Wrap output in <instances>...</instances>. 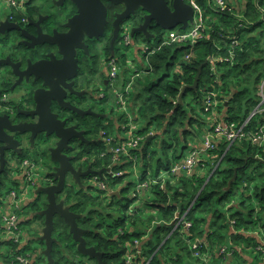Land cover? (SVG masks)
Wrapping results in <instances>:
<instances>
[{
	"label": "trees",
	"instance_id": "1",
	"mask_svg": "<svg viewBox=\"0 0 264 264\" xmlns=\"http://www.w3.org/2000/svg\"><path fill=\"white\" fill-rule=\"evenodd\" d=\"M232 1L229 0L231 10L224 12L203 3L206 10L204 37L193 49L187 44H164L158 50L147 52L148 66L139 67L131 93H125V100L131 99L134 106L141 101L142 93L148 95L145 103L139 106L140 117L146 122L139 135L145 137V141L131 154L147 170L146 174L153 165L157 173L151 181L145 176L141 178V182H147L149 186L135 199L126 200L125 197L133 184L129 183L121 190L127 205H119L112 197L114 202L108 205L116 203L119 214L108 215L114 223L105 234L99 233L103 226L94 223V216L84 219L81 227L88 231V245L104 254V264H127L129 246L143 242L146 237L142 249L134 246L139 253L134 264H225L229 255L233 260L249 255L256 263L264 262V253L258 249L261 243L255 239V235L261 237L264 233V147L254 145L249 135L232 146L226 140H220L200 164H211L207 174L182 172L174 175L171 172L173 165L183 160L191 149L189 140H201L200 134L212 130L211 124L203 128L206 123L198 114L204 112L207 92H218L217 99L221 104L217 113L221 114V120L239 126L262 101L259 91L264 80V0H239V7ZM221 36L237 37L239 45L234 47L230 39ZM218 47L223 48L222 51L218 52ZM231 50L235 53V65L218 62L213 66L207 62L211 55L227 58ZM213 67L215 71H212ZM198 75V87L193 88ZM140 86H143L141 90ZM205 115L212 122L213 117ZM263 125L264 114H257L249 121L245 132L249 134ZM151 126L154 127L152 131ZM121 130H124L123 126L117 129L112 123L105 128L107 137L115 136V132ZM150 133L153 134L151 139ZM123 141V138H116L117 143ZM113 147H116L115 143ZM194 147L199 148L198 145ZM171 155L173 161L164 162ZM109 165L114 171L126 169V164L114 165L112 159ZM162 167L167 171V178L159 176ZM133 202L138 205L127 214ZM91 204L94 202L86 198L85 207ZM80 207L81 204L74 205L75 209L84 212L85 209ZM176 214L180 217L174 224ZM17 215L20 217L19 211ZM99 216L106 218L104 214ZM0 221L3 223L2 218ZM184 223L191 227L186 229ZM63 225V221L58 220L53 235L58 241L53 249L55 264H66L69 256L75 258L78 254L76 244L68 231H63ZM0 231L6 237L0 246H10L11 256L5 259L6 264H19L18 256H24L30 262L36 253L39 254L37 258H42L36 250L25 255L28 248L7 238L5 226H0ZM196 242L199 244L194 248ZM224 247L228 250L227 255H220ZM77 264L92 263L82 261Z\"/></svg>",
	"mask_w": 264,
	"mask_h": 264
},
{
	"label": "flooded vegetation",
	"instance_id": "2",
	"mask_svg": "<svg viewBox=\"0 0 264 264\" xmlns=\"http://www.w3.org/2000/svg\"><path fill=\"white\" fill-rule=\"evenodd\" d=\"M167 1L171 5L173 0ZM103 3L107 8V24L105 26V34L98 39L88 37L82 39L84 27H78L75 22L66 27L68 20L77 14V9L68 1L61 2L60 0H24L17 8L16 18L14 14L12 16L11 12L3 16L22 30L10 35L0 36V128L3 125H8L9 122L18 123L24 121L26 117L24 116L18 120V114L22 110L34 108L33 104H28L27 107L29 109H27L25 103L20 100L23 96L21 88H16L12 91L18 79L10 67V62L21 63V69L25 70V62L29 58H32L33 63H36L41 60L50 61L46 55L47 53L54 55L50 67H48L49 65L46 67L40 66L39 69L47 77L48 85L54 89L58 97L65 99L66 107L64 108H60L55 102H52L51 112L60 121H67L64 127L66 130L57 125L50 114L44 117L43 123L50 130L57 128L61 131L62 138L60 140L56 138L55 134L51 136L53 143H59V151L63 152L62 155L60 152L58 153L57 159H60L66 168L69 169L71 168L69 166L70 158H73V167L81 171L77 174L78 180L76 181L72 179L70 174L67 175V183L70 187L65 192L68 193L67 205L73 206L71 210L82 215L84 219L90 217V215L91 218L93 216L96 218L99 214H104L102 209L105 207V199L101 197L98 184L107 180L108 173L112 170L114 171L113 166L109 165L111 159L114 165L121 163L120 157L117 160L114 155L111 157L113 146H109L105 142L107 137L106 127L111 123L117 126L125 124L120 125L124 119H121L116 111L120 107L119 99L121 94L118 93L120 89L118 86L119 73L117 71L113 75L111 73L112 68L114 65L118 68L117 66L128 60L131 46H134L139 38H142L143 42L145 41L143 33L139 34L136 32L135 36H132L136 29L144 26L147 17L145 11L142 9L136 10V14L128 17L120 25V30L116 33L114 25L117 16L123 14L126 8L122 4L116 5L106 1H103ZM35 26L42 27L44 32L51 36L54 30L57 31V34L55 37H51L53 39L50 40L55 44L48 48L46 54L34 58L33 48L37 42L44 41V36L40 38V41L29 39L31 35L37 34ZM146 29L154 36L162 35L164 31L154 21H150ZM126 39L129 42L125 41ZM78 42L79 44H77ZM76 44L80 45L81 49H77L72 54L70 50ZM141 68L143 67L141 66ZM135 72L136 75L131 76L132 80L128 82L129 85L126 86L127 78L124 79L121 85L124 90L128 87L131 88L132 83L135 82L139 69L135 70ZM63 78L64 81L62 82L61 79ZM42 84L43 82L40 81L38 87H41ZM24 101L26 102L25 99ZM112 137L116 139L117 136ZM26 144H28V141ZM24 146L27 145H23V150H26ZM22 152V155L6 154L7 160H10V158L12 160L7 164L6 173L1 177L0 203H2L4 195L7 198L12 193L16 197L21 196L23 194L22 190H20L21 187L32 191L33 187L39 183L40 191L41 188L57 185L59 181L53 176L47 177L49 171L42 165L45 159L38 152L35 150ZM21 170L23 172L22 175L20 173ZM25 172L30 175L33 174L32 181H29L28 177L25 179ZM16 177H21L20 182L14 188L6 190L4 194V187L7 184L12 186L16 183L17 181H14V179H17ZM36 179L39 182L34 183L33 181ZM39 193L34 197L38 196ZM85 197H89L94 204H91L90 208L85 209L84 212H80V210L74 208L77 203L73 201L81 204L83 208L86 203ZM46 198H40L42 200L41 202L39 201L40 209L36 200L30 201V211L36 212L37 215L38 211L47 204ZM23 204H25L24 200L20 205L22 208L24 207ZM26 205L23 208L25 211H27ZM82 224L83 221L80 222V227Z\"/></svg>",
	"mask_w": 264,
	"mask_h": 264
},
{
	"label": "water",
	"instance_id": "3",
	"mask_svg": "<svg viewBox=\"0 0 264 264\" xmlns=\"http://www.w3.org/2000/svg\"><path fill=\"white\" fill-rule=\"evenodd\" d=\"M61 2L68 1L73 7L77 9V14L68 20L66 27H69L73 22L80 27H84V32L82 33V39L85 37L96 38L103 36L105 34V26L107 24V8L103 1L122 4L125 6L126 10L123 14L117 16L115 22L116 33L120 30V25L126 21L130 16L136 14V10L142 9L147 13L146 22L144 26L136 29L135 33H143L145 36L144 47L147 44H151V40L157 39L156 36L150 34L146 29L150 21L156 22L160 28L164 31H172L176 29L186 30L194 22V10L188 5L184 0H173L171 5L167 0H60ZM41 26V25H37ZM36 27V26H35ZM22 29L0 16V36H6L15 33L16 31H21ZM37 34L31 35V38L40 41V38L44 36V41L37 42L33 48V57L42 56L46 54L48 48L52 46L53 39L57 31H53V35L44 32L42 27H36ZM98 31V32H97ZM96 33V34H94ZM73 37V36H72ZM136 41V40H135ZM79 44V42L77 43ZM74 45L70 52L74 54L77 49H81L80 45ZM57 45V43H56ZM58 46V45H57ZM142 46V47H143ZM144 49V48H143ZM65 54V53H64ZM50 61H39L33 63L32 58H29L25 64L26 69L22 70L21 63L10 62V67L18 79V82L12 88L14 91L16 88L22 89V97L20 100L25 103L26 107L28 104H33L34 108L31 110H22L18 114L17 119L20 120L24 116L26 119L24 121L13 123L9 122L8 125H3L0 128V188L2 184V175L6 173V166L12 160H7L6 154L11 155H22V151H33L35 150L40 154L45 162L42 164L43 167L48 170L47 177L53 176L56 180L59 179L57 185L50 186L46 188H41L38 192L39 197H35L39 209L41 208L40 202L41 197H47L45 204L40 211H38L37 217L44 219V228L42 229V236L40 241L45 245V250L42 255L46 258L47 264H55L53 258L54 246L58 244L56 238L53 237L56 231V223L58 220L63 221V231H68L69 235L72 237L74 243L76 244V249L78 254L89 258L90 260H96L97 264H104L103 257L104 254L98 252L95 247L88 245L86 236H88V231L79 226V222H84L82 215L73 212L71 209L73 206L67 205L68 193L65 192L69 189V184L67 183V175H71L74 181L78 180L77 174L81 171L76 170L72 165L73 158H70L71 168L67 169L65 164L57 159L59 151V143L54 144L51 136L55 134L57 139H61L60 129L50 130L43 123L44 117L46 115H51L52 119L57 125H60L62 129L66 130L64 127L67 121H60L56 115L51 112L52 102H55L60 108H64L65 99L58 97L54 89L48 85L47 77L39 69L40 66H51L53 54H46ZM67 57V55L65 54ZM48 62V63H47ZM200 75L197 76L195 85L193 88L198 87ZM42 81L41 87H38L39 82ZM64 81V78L61 79ZM184 91L182 94H184ZM26 100V102L24 101ZM182 99V97L180 98ZM27 109H29L27 107ZM69 131V130H67ZM151 139V138H150ZM28 141V144H26ZM23 145L26 150H23ZM61 145V144H60ZM56 147V148H55ZM63 152H60L62 155ZM55 164V165H54ZM25 166V165H24ZM55 166V167H52ZM23 169V168H22ZM29 170V169H27ZM21 175L23 174L21 170ZM28 173H24L25 179ZM27 190L22 189L24 195H26ZM121 190L111 192V197L118 198L125 201L124 197H121ZM40 201V202H39ZM1 205V203H0ZM180 217L176 214V221ZM176 223V222H175ZM174 223V224H175ZM232 255H229L230 262L232 261Z\"/></svg>",
	"mask_w": 264,
	"mask_h": 264
},
{
	"label": "built area",
	"instance_id": "4",
	"mask_svg": "<svg viewBox=\"0 0 264 264\" xmlns=\"http://www.w3.org/2000/svg\"><path fill=\"white\" fill-rule=\"evenodd\" d=\"M188 5H190L194 10V22L189 28L186 30H172L167 31V36H162L157 39V45H145L143 46L145 52H149L151 50L160 49L164 44H187V46H190L191 49L196 45L197 41L199 39H202L204 37L205 33V22H204V15L206 13L205 7L203 3H209V5L220 12L224 11H230V4L229 0H184ZM23 2V0H7V3L11 8H18L20 4ZM13 11L11 12L13 16ZM221 38H227L231 40V45L234 47H237L239 45L237 37H224L221 36ZM125 41L129 42L128 39ZM223 48L218 47V52L222 51ZM235 53L233 50L229 51V56L227 58H218L216 55H211L208 58V63H211L213 66L218 63H230L232 66L235 65L234 63ZM117 68L115 65L112 68L111 73L114 75L117 73ZM212 71H215V67L212 68ZM217 71V69H216ZM130 87L126 89V93H128L130 90ZM259 96L262 98L261 103L256 108V110L252 113V115L248 118V120L242 125H235V124H227L221 120V114L217 113L218 107L221 104L218 101V92L216 91H209L206 94L205 97V104H204V114H210L212 118L211 127L212 130L208 131V133L205 135V139L201 144V147L191 149L188 151V155L186 159L181 162L174 164L172 167V174H178V173H187L188 175H193L196 173L198 168L202 165V159L206 155L207 152L212 151L215 149V145L220 140H226V142L229 144V146H232L234 143H236L239 140H243L247 135H249L252 139V142L254 145H258L259 147H264V125L260 127L256 131H252L249 134H246L245 128L247 127L249 121L256 116L257 114L263 115L264 114V80L262 81L260 85V91ZM120 106L125 107L127 104V101L125 100V97H121L120 95ZM118 140L122 139L121 137H116ZM105 142L109 146H113V144H116V147L112 148V153L114 155V158L116 160L118 157L122 155V153H125L129 158L132 157V160H129L128 162L138 163V159L134 157L133 154H131V149L137 150L140 149L144 144V138L140 136H136L135 138H132L129 142H126L124 139L123 142L117 143L115 137H106ZM119 163V162H118ZM204 167V166H202ZM217 167L215 168V170ZM112 176H124V171H111L110 172ZM28 180L32 181L33 174H27ZM147 177H150V173H147ZM141 182V179H140ZM149 186V183L147 182H141L139 183L138 187L136 188V191L132 194V199L137 198L140 196L141 191L144 192L145 189H147ZM98 189L103 192H108L109 188L107 183L100 182L98 184ZM23 194L19 197H16L14 193H12L11 198L14 200L12 202V205H10L9 211L5 213L2 216V221L4 226L6 227V236L9 239H12L15 241V243H18L19 245L23 246L22 244V231H21V222L20 217L17 215V212L19 211L20 205L23 201V199H20ZM192 207L190 206V209ZM190 209L186 212V214L190 211ZM185 214V215H186ZM184 215V217H185ZM184 219V218H183ZM182 219V221H183ZM186 229H189L191 227V224L184 223ZM194 248H197V245L194 246ZM259 251H262L264 253V240L263 243L259 246ZM227 248L224 247L220 250L219 254H226L227 255ZM138 255V252H136V248L133 246H129V250L126 255V262L127 264H134V261ZM19 264H30V260L26 259L24 256H18L17 258Z\"/></svg>",
	"mask_w": 264,
	"mask_h": 264
},
{
	"label": "rangeland",
	"instance_id": "5",
	"mask_svg": "<svg viewBox=\"0 0 264 264\" xmlns=\"http://www.w3.org/2000/svg\"><path fill=\"white\" fill-rule=\"evenodd\" d=\"M242 1L243 0H240V2H242ZM236 6H238V5H236ZM11 10L15 14H17V10H18L17 8H11L9 6V4L7 3V0H0V16H2L5 13L11 12ZM167 35H168V32L167 31H163L162 36H167ZM157 39L155 38V39L151 40V44L150 45L156 46L157 45ZM135 44H136L137 48H141L144 45L142 38H139V40L136 41ZM134 46H131L130 57L128 58V60L125 63H122L119 66V70H120L119 71V79H121L123 77H126L128 79V81H130V80H132L131 76H133V75L135 76L136 75V72L134 73V71L136 70V67H137L138 64H137V61H136L135 57L133 58L134 51H135V47ZM140 55H141V52H140ZM134 60H135V62H134ZM147 66H148V63L146 62L145 67H147ZM122 69H123V72L124 71L126 72L124 75H123V72L121 71ZM125 69H129L130 71H127ZM118 86L120 87V89L118 90V93L121 94V97H124L125 96V90L124 89L121 90V87H122L121 85L118 84ZM140 87L142 88L143 86H140ZM120 90H121V92H119ZM129 93H131V92H129ZM132 97H133V99L135 97L133 92H132ZM147 97H148L147 94L142 93L141 101L139 100L137 102V104L134 106L133 109L128 107L129 106V104H128V106L127 105L125 107L120 106L116 110L118 112V114L120 115V118L124 119V121L120 125L125 123V124H123V126L125 128H124V130L119 131V135H121V138L125 139L126 142H129L132 138H135L137 135L140 136V137H143V136L139 135V132L143 129V127H145L146 122L144 120H142V118L140 117V114H139V109L140 108H139V106L141 105V103H145V101L147 100ZM129 102H132L131 99L127 100V103H129ZM198 114L200 116V119L203 121V123L204 124L206 123V125L203 128H206L207 124H208V126L211 124L210 119L203 113V111H199ZM153 128L154 127L151 126L150 130L152 131ZM200 133H202V132H200ZM205 135L206 134H200L201 142L204 141ZM152 136H153V134L150 133L149 139ZM143 138H144V141H145V137H143ZM118 143H120V142H118ZM132 150L133 149H131V152H132ZM137 150H139V149H137ZM185 156H187V152L185 153ZM172 158L173 157L171 155V156H169V158H165L164 162L170 163L171 161H173ZM120 159H121V164L122 165L126 164V169L124 171L125 174H124V176L116 177V176H112L110 172L108 173V179L107 180L109 182L107 180H105L104 182L107 183L109 190H108V192H103V191H101L102 193L100 192L101 197L103 199H105L104 200V206L105 207L108 204H110L111 201H112L111 200L112 197L107 196V195L111 194V192H113V191H118L122 186H124V184H127V183L128 184L129 183L133 184V186H134L133 189L130 190L127 195L125 194L126 200H129V199L131 200L132 199V194L135 192V190L138 187L139 183H141L140 179L143 178L144 176L147 177V174H146L147 170L145 168H142V166L139 165L138 163L132 164V162H128L129 160H132V157L129 158L125 153H122V155L120 156ZM126 162H128V163H126ZM210 168H211V164L204 165V167L200 166L198 168V170L196 171V173L202 174V173H204L206 171H209ZM148 172L150 173V177H147V179H148V181H151L154 178V176L156 175V173H157L156 166L153 165L152 168L149 167ZM205 174H207V172ZM160 177L167 178V171L164 170V167H162V170L160 172ZM111 189H112V191H111ZM26 192H27L26 195L23 194V196L20 197V199H23L25 196H29L28 190ZM117 199L118 198L115 199L116 203H119V205H120V202L119 201L117 202ZM116 203L113 204V209L112 208H107V210L109 212H111V213H116L118 215L119 214V212H118L119 206ZM7 204H8V202L5 201V202H3L0 205L1 213L5 210V208L7 207ZM123 205H127V201L125 203H123ZM137 205H138V202L130 203V206L128 208L127 214H129L133 210V208L135 206H137ZM102 210L104 212V215L106 216L107 215L106 214L107 210H105V209H102ZM93 220H94V223H101V225L103 226L102 230H99L100 231L99 233H101V234H105L108 231V227L112 226L113 223H114V219H112V218L107 219V218H104L103 216H99V215L96 216V219H93ZM79 221H78V223H79V226H80V222ZM175 222H177L176 219L174 220V223ZM0 237L3 239V241L6 240L5 234L2 233V231H0ZM22 244H24V239H22ZM198 244H199V242H196V245H198ZM136 245H140V243H138ZM136 245H134V246H136ZM31 247H32V249L34 248L33 246H31ZM0 248L1 249H9L10 246L7 245V244H2L0 246ZM32 249H30V248L26 249L25 255H27V254L31 255L33 253V251H34ZM193 254H195L196 256L198 255L195 250H193ZM90 262L92 264L95 263V261H93V260H90ZM37 264H40V263L38 262ZM43 264H45V262H43Z\"/></svg>",
	"mask_w": 264,
	"mask_h": 264
},
{
	"label": "crops",
	"instance_id": "6",
	"mask_svg": "<svg viewBox=\"0 0 264 264\" xmlns=\"http://www.w3.org/2000/svg\"><path fill=\"white\" fill-rule=\"evenodd\" d=\"M244 1V0H243ZM242 1V2H243ZM233 2V4H235V5H239L240 4V2H239V0H233L232 1ZM11 12H12V10H11ZM10 13V12H9ZM9 13H5V14H3L2 16H5L6 14H9ZM133 46V45H132ZM135 51H134V56H133V58L135 57V59H136V61H137V67H136V70H138L139 69V67H143V68H145V64H146V59H145V55H146V52H145V50L143 49V47H141V48H137L136 47V44H135ZM140 52H141V55H140ZM134 62H135V60H134ZM118 68H117V70H118V73H119V66H117ZM125 70H127V71H130L129 69H125ZM122 72H123V69L121 70ZM126 72L124 71L123 72V75L125 74ZM126 77H123V78H121V79H119V81H118V84L119 85H122V83L124 82V79H125ZM127 80V82H126V86L127 85H129V83H128V79H126ZM144 83V82H143ZM131 89H132V86H131V88L129 89L130 91H131ZM121 90H123V88L121 87ZM121 90H120V92H121ZM140 90H141V87H140ZM125 92H126V89H125ZM135 104H137V102L135 103ZM129 107L131 108V109H133L134 108V103L133 102H131L130 104H129ZM119 128V126H117V129ZM200 133V132H199ZM115 134H116V136L117 137H121V135H119V132L118 131H116L115 132ZM198 139V138H197ZM197 139H190L189 140V144H190V147H191V149H194L195 147V145H198L199 147H201V144H202V142H201V140H197ZM200 139H201V137H200ZM196 141H197V143H196ZM195 143V144H194ZM194 147V148H193ZM190 149V150H191ZM187 155H188V151H187ZM186 157L187 156H184V159L183 160H181L180 162H177V163H181V162H183L185 159H186ZM176 163V164H177ZM204 172V171H203ZM181 173H178L177 175H180ZM203 174V173H202ZM159 176H160V174H159ZM24 177H25V175H24ZM17 179H14V181H17L16 183H14L12 186H11V184H7V186L6 187H4V194L6 193V190H10L11 188H14L15 186H16V184L17 183H19L20 182V179H21V177H16ZM34 183L36 182H39V181H37V179L36 180H34L33 181ZM21 184V183H20ZM128 184V183H127ZM127 184H124V186H122L118 191H120V190H123V188H125V186L127 185ZM22 185V184H21ZM32 188V187H31ZM22 189H24V188H22L21 187V189L20 190H22ZM39 189H40V185H39V183L38 184H36V186L35 187H33V189H32V191H30V190H28V192H29V196H25L24 198H23V200H24V203L25 204H27L26 205V209H27V211H25L23 208L25 207V204H23L24 205V207L22 208L21 206H20V222H21V231H22V239H24V244H23V247H25V248H30V249H32V247L31 246H33L34 248L32 249V250H36V251H38V252H40V254H41V257L42 258H37L36 256L37 255H39L38 253H36V255H35V257L34 258H32V261L30 262V264H37L38 262L40 263V264H43V262H45V264H47V260H46V258L42 255V253H43V251L45 250V245L43 246V243L40 241V237L42 236V229L44 228V219H41V218H39V217H36L37 215H36V212L35 213H33L32 211H30V208H29V206L31 205V202L30 201H34L35 200V195L36 194H38V192H39ZM14 190V189H13ZM89 191V190H88ZM111 191H112V189H111ZM114 192V191H113ZM110 195V194H109ZM39 196V195H38ZM37 196V197H38ZM110 197H111V195H110ZM121 197H124V195L122 194L121 195ZM125 198V197H124ZM34 199V200H33ZM27 200L30 202H28L27 203ZM74 200H76V199H74ZM85 200H86V198H85ZM84 200V201H85ZM112 201L111 202H114V200H113V198L111 199ZM5 201H7L8 202V204H7V207L5 208V210L1 213V211H0V218H2V216L5 214V213H7L8 211H9V208H10V205H12V202L14 201L11 197H9V198H7V197H5V195L3 196V199H2V203L3 202H5ZM117 201H119L121 204L122 203H124V202H126V201H122V200H117ZM73 202H75V203H78V202H76V201H73ZM72 202V203H73ZM79 202H82V201H79ZM116 202V201H115ZM1 203V204H2ZM75 203H73V204H75ZM87 208H90L89 206H86V207H80V209L82 210V209H87ZM107 208H112L113 209V206H109V205H107L104 209L105 210H107ZM23 211V213H21L22 211ZM107 215H106V218L107 219H110L109 218V214L110 215H116V213H111V212H109L108 210H107V213H106ZM0 226H4V224L0 221ZM255 239L259 242V243H263V240H264V233L263 234H261V237L258 235V237H257V235H255ZM147 240V237L146 238H144V241L143 242H145ZM0 242H5V241H3V239L0 237ZM143 242H140V245H138V248L139 249H142V247H144V245L145 244H143ZM241 248V247H240ZM243 248L245 249L246 247H245V245H243ZM242 250V249H241ZM240 250V251H241ZM62 251H63V253H64V251H65V249L63 248L62 249ZM242 252V251H241ZM247 252H248V250H247ZM11 256V253L9 252V249H1L0 248V264H6L5 263V259H9L10 258V256ZM66 255H68V253H66ZM78 256H76L75 258L74 257H70L69 256V258H70V260L68 261V263H66V264H73V263H75V264H77V262H90V259L89 258H87V257H85V256H82V255H80V254H77ZM84 257V258H83ZM233 261V262H232ZM232 263L230 262V260H229V257H228V261L225 263V264H264V262H260V263H256L255 262V260H253L249 255H243V258L241 259V260H239V259H232ZM143 263V262H142ZM62 264H64V262L62 263ZM220 264V263H219Z\"/></svg>",
	"mask_w": 264,
	"mask_h": 264
}]
</instances>
